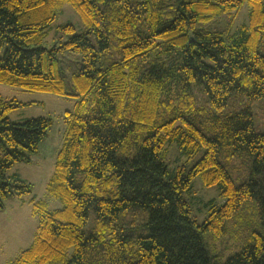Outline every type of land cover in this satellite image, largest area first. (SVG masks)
Returning a JSON list of instances; mask_svg holds the SVG:
<instances>
[{"label":"trees","instance_id":"1","mask_svg":"<svg viewBox=\"0 0 264 264\" xmlns=\"http://www.w3.org/2000/svg\"><path fill=\"white\" fill-rule=\"evenodd\" d=\"M64 5L82 32L44 47ZM0 52V83L77 99L47 184L61 206L33 203L32 243L6 264H264V0H0ZM14 106L0 96V209L51 124L11 122ZM172 143L196 160L169 170ZM196 176L223 199L200 224Z\"/></svg>","mask_w":264,"mask_h":264},{"label":"rangeland","instance_id":"2","mask_svg":"<svg viewBox=\"0 0 264 264\" xmlns=\"http://www.w3.org/2000/svg\"><path fill=\"white\" fill-rule=\"evenodd\" d=\"M246 20V7L242 8L233 19V26ZM71 23L76 32H82L81 21L69 5H64L62 12L56 16L47 30L44 47H50L56 39L63 35L59 26ZM2 52H0V55ZM0 96L14 101V108L6 113L9 121L20 123L30 118L45 117L51 120L46 135L38 145L37 152L29 161L15 162L5 175L16 178L15 184H26L28 192L9 196L0 209V264H6L18 253L32 243L38 216L34 213L33 203L53 210L61 206L60 201L47 191V184L52 176L56 153L61 148L67 128L66 112L73 109L76 98L59 96L48 92L29 91L0 83ZM255 129L264 130V107L259 103H251ZM230 107L228 108V110ZM165 162L173 171L182 165L196 160L181 154L177 145L172 143L166 147ZM190 205L191 216L200 224L207 216L209 202L221 204L223 199L216 185H203L199 176L191 181L190 194L184 195Z\"/></svg>","mask_w":264,"mask_h":264},{"label":"water","instance_id":"3","mask_svg":"<svg viewBox=\"0 0 264 264\" xmlns=\"http://www.w3.org/2000/svg\"><path fill=\"white\" fill-rule=\"evenodd\" d=\"M190 37H191V35H190Z\"/></svg>","mask_w":264,"mask_h":264}]
</instances>
